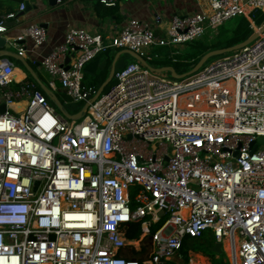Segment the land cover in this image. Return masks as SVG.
<instances>
[{
    "label": "built area",
    "instance_id": "obj_1",
    "mask_svg": "<svg viewBox=\"0 0 264 264\" xmlns=\"http://www.w3.org/2000/svg\"><path fill=\"white\" fill-rule=\"evenodd\" d=\"M201 1L162 33L158 15L152 24L130 17L108 42L69 28L39 66L52 92L58 81L72 102L88 104L78 122L0 57V264H170L185 237L206 230L223 252L228 243V264H264V32L183 77L134 61L94 101L97 89L84 83L85 65L107 48L147 62L154 47L264 11V0ZM24 8L0 15V37ZM26 38L42 45L46 30L28 24L18 55ZM138 220L140 234L128 239Z\"/></svg>",
    "mask_w": 264,
    "mask_h": 264
},
{
    "label": "crops",
    "instance_id": "obj_2",
    "mask_svg": "<svg viewBox=\"0 0 264 264\" xmlns=\"http://www.w3.org/2000/svg\"><path fill=\"white\" fill-rule=\"evenodd\" d=\"M24 1L0 0V15L10 11H18L20 3H24ZM27 1L30 4H37L41 0ZM42 1L41 3L43 4L39 6L40 9L20 11L18 12V21H9L11 26L2 35L9 47L0 48L17 53L18 44L15 42V38L23 34L25 27L34 22L43 25L47 34L46 41L42 45L36 46L31 39L26 38L23 42L25 44V52L20 55L33 70L35 66L40 67L39 62L42 57L63 42L66 31L71 27L101 34L105 42H108L111 37L120 31L130 17L142 19L152 24L154 23L155 15H158L161 21L158 24V30L162 33L173 15L190 14L204 8V3L201 0H120L116 6L107 9L98 0H60L59 2L55 0L52 5H48L47 0ZM245 18L249 21L252 29L253 26H257L250 16ZM119 50L111 47L107 48L89 61L84 67V79L87 77L95 82V79L98 80L99 75L103 71L109 74L112 61ZM120 56L116 59L115 67ZM10 60L12 63L13 61L21 63L16 59L10 58ZM126 64L127 62H122L120 68ZM15 69L22 72V78H28L27 73L21 69L19 64L14 65ZM40 81L48 86V81L47 83L42 79ZM53 91L61 92L62 88L56 85V89ZM16 105L23 106L24 103Z\"/></svg>",
    "mask_w": 264,
    "mask_h": 264
},
{
    "label": "trees",
    "instance_id": "obj_3",
    "mask_svg": "<svg viewBox=\"0 0 264 264\" xmlns=\"http://www.w3.org/2000/svg\"><path fill=\"white\" fill-rule=\"evenodd\" d=\"M103 7L105 9L110 8L107 6H103ZM250 17L254 21V23L258 26L264 19V11L255 10L251 13ZM217 27H216L217 29L207 28L201 37L188 42L187 50L180 54V56L183 57L174 58L172 60L173 63H175V65H172L175 72L177 68L176 65H178L177 63H181V62L184 63L185 61L186 62L189 61L191 66L195 64L204 53L212 49L231 46L235 43L243 41L253 32V29L251 28L249 21L244 16L230 19ZM190 66L188 67L189 69ZM185 71H187V69L183 70L182 72ZM37 76L39 78L38 74ZM92 87L96 89L95 86ZM140 232H141V221L138 220V221L130 222L129 225L127 226L126 237L128 239L136 238L138 237ZM215 242L216 241L214 239L213 234L206 235L205 233H203L199 237H185L182 241V245L180 249L178 250V256L183 261H186L187 255H188V259L196 256L200 258L201 264H206V262L203 259V256L193 250H198L197 248L198 245L199 246L205 245L207 246V249L210 251V248L215 244ZM222 253L217 254L218 259L217 260L214 259L215 260L214 262H216L215 264H228L227 261L224 262L225 254Z\"/></svg>",
    "mask_w": 264,
    "mask_h": 264
},
{
    "label": "rangeland",
    "instance_id": "obj_4",
    "mask_svg": "<svg viewBox=\"0 0 264 264\" xmlns=\"http://www.w3.org/2000/svg\"><path fill=\"white\" fill-rule=\"evenodd\" d=\"M187 48H188V42L184 43V44H181V45H177V46L154 47V48H152V51L149 53V55L152 56V57L150 58V60H147V62H148L149 65H151L153 67H163V66H167V65L168 66L175 65V63H173L172 60L174 58L183 57V56H180V54L183 53L184 51H186ZM120 50H123V49H120ZM114 53H116V52H114ZM230 53L231 52H228V53H225V54H230ZM222 56L223 55H216V56L210 57L203 65H206L207 63L211 62L212 60H215V59L220 58ZM134 61H136V60L133 59L128 54H121L119 60L116 63L115 70L120 69V65H121L122 62L129 63V62H134ZM13 64L14 65H18L19 64L21 69L25 73H27V71L25 70V68L22 66L21 63H18L17 61H13ZM177 64L178 65H176L177 66L176 73H184L182 71L185 70V69H187V71H188V69H189L188 67L190 66L189 61H187V62L185 61L184 63L181 62V63H177ZM34 70L39 75V78L42 79L43 81H45V83H47V81L50 79L48 74L46 72H44V70L42 68H40V67H36L35 66ZM164 74L169 75V73L167 71H165ZM27 76H28L29 79L33 80V78L28 73H27ZM107 77H108L107 72L103 71L99 75L98 80L95 79L97 82L96 81L94 82V80H91L90 78L86 77L84 79V83L86 85H91L92 84L98 90L105 83ZM55 83H56L57 86H59L61 88L60 83L58 81H55ZM114 83H115V79H114V77H112V79L107 84H105L103 86V88H102V90L100 92V95L106 93L114 85ZM39 89H40V87H39ZM53 93L55 95H57V98H58V100L61 103V108L59 106H57L54 101L50 100L49 98H48V100H49L51 106L57 112V114H60L62 117H65L66 114L72 115V114L77 113L83 107V105L85 104V102H83V101L78 102V103L72 102L69 99V97L66 94L63 93V91H61V92H53ZM80 120H81V117L76 119L77 122L80 121ZM154 227H155V225L153 226V228ZM204 233L206 235L213 234L211 230H206ZM197 248H198V250H193V251H195V252L199 253L200 255H202L204 261L206 262V264H215L216 263V262H214L215 261L214 259H216V260L218 259L217 253L214 254L213 252L209 251L207 249V246H205V245H203V246H199L198 245ZM223 248H224V252L226 253V250L228 251L226 244H225V246ZM225 257H224V262L225 261L228 262L227 253L225 254ZM173 260H174V263L170 262V264H199L200 263V258L199 257L195 256V257H191L190 259H188V255H187L186 261H183V260L179 259L178 257H175Z\"/></svg>",
    "mask_w": 264,
    "mask_h": 264
},
{
    "label": "water",
    "instance_id": "obj_5",
    "mask_svg": "<svg viewBox=\"0 0 264 264\" xmlns=\"http://www.w3.org/2000/svg\"><path fill=\"white\" fill-rule=\"evenodd\" d=\"M54 1L55 0H47V3H48V5H52L54 3ZM41 2H43V1L41 0L40 3H37V4H30L27 0H25L24 1L25 8H24L23 11H29L31 9H37V8H39V6H41L43 4ZM6 26L8 28L9 26H11V23L10 22L6 23ZM263 32H264V19L262 20V22L256 27L255 30H253V32L246 39H244L243 41H240L238 43H235V44H233L231 46L222 47V48H218V49H212V50L204 53L199 58V60L195 64L191 65L190 69L188 71L184 72V73H176L174 68L172 66H168V65L167 66H163V67H153V66L149 65L142 57H140L139 55H137L133 51L128 50V49L120 50V51H118L116 53V55L114 57V60L112 61V64H111V67H110V71H109V74H108V77H107L105 83L96 91L95 95L91 98V101H94L96 99V97L100 94L103 86L105 84H107L112 79L113 73H114V70H115L116 59L121 54H128L133 59H135L136 61H139L142 65H144L145 67H147L149 70H151L153 72L159 73V72L167 71V72H169V75L171 77L179 78V77H183V76H185L187 74H190V73H193V72L197 71L200 67H202V65L210 57H213V56H216V55H223L225 53L237 50V49L245 46L246 44H248L251 41H253L254 39H256L259 36V34H261ZM4 46L5 47H9V44H6L5 39L3 37H0V48H2ZM0 57H5V58H8V59L11 58V59L19 60L22 63V65L25 68V70L27 71V73L39 85V87L43 91V93L50 100L54 101L57 106H59L61 108V103L58 100V98L56 97V95L43 82L40 81V79L37 76V73H35V71L25 62V60L20 55H18L17 53H13L11 51L5 50V49H0ZM68 60H69V57L66 58V62H68ZM87 106H88V104L85 103L83 105V107L77 113L72 114V115L66 114L65 118H67V119L80 118L82 116V114L86 112ZM4 111H5V103L4 102H0V114L4 113ZM257 141L264 142V137H259L257 139ZM254 147H255V144L252 143V149H254ZM234 154H236V152ZM37 184H38V182L36 181L34 183L33 189L36 188ZM162 214H163V212L161 211L159 213V215H162ZM210 251L213 252V253L221 254L222 253L221 243L220 242H215V244L210 248Z\"/></svg>",
    "mask_w": 264,
    "mask_h": 264
},
{
    "label": "bare ground",
    "instance_id": "obj_6",
    "mask_svg": "<svg viewBox=\"0 0 264 264\" xmlns=\"http://www.w3.org/2000/svg\"><path fill=\"white\" fill-rule=\"evenodd\" d=\"M13 75L16 77V79H20V78H22L23 77V74H22V72L21 71H19L18 69H15L14 71H13ZM13 107H15L16 109H19L20 108V105H16V104H11ZM145 234V232H143L140 236H139V239L138 240H135L134 242H133V244H137V242L142 238V236ZM226 244V246H227V249H228V251L226 250V253H229V245H228V243L226 242L225 243ZM142 253H139V252H134L133 253V255H141ZM199 264H201V263H199Z\"/></svg>",
    "mask_w": 264,
    "mask_h": 264
}]
</instances>
